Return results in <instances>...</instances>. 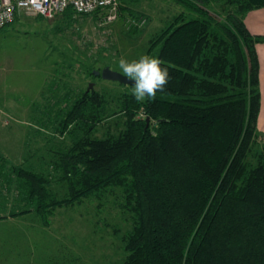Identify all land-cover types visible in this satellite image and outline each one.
<instances>
[{"label": "trees", "instance_id": "obj_1", "mask_svg": "<svg viewBox=\"0 0 264 264\" xmlns=\"http://www.w3.org/2000/svg\"><path fill=\"white\" fill-rule=\"evenodd\" d=\"M119 1L124 30H142L127 24V14L139 16ZM172 1L183 10L145 53L168 69L165 91L143 102L132 92L113 98L95 88L67 92L54 133L73 134L71 144L44 168L13 164L0 150V192L18 191L29 205L12 216L34 212L46 226L57 208L112 196L131 224L120 236V264H264L257 51L264 36L245 23L264 0ZM63 15L74 13L68 8ZM97 58L85 65L90 79L112 63L107 53ZM113 116L119 129L97 136V126ZM62 189L66 195L58 198Z\"/></svg>", "mask_w": 264, "mask_h": 264}, {"label": "rangeland", "instance_id": "obj_2", "mask_svg": "<svg viewBox=\"0 0 264 264\" xmlns=\"http://www.w3.org/2000/svg\"><path fill=\"white\" fill-rule=\"evenodd\" d=\"M125 1L139 16L127 14L126 22L143 20L145 23L142 21L139 27L142 30L128 33L119 16L112 24L104 25L99 14L98 19L93 15L46 19L23 13L0 29V150L9 162L34 163L36 168H44L58 155L56 152L71 144L73 134L67 132L62 138L54 133L60 128L69 103L67 92L77 94L90 84L92 89L106 92L111 98L121 92H132V86L101 76L90 79L85 71L86 63L107 53L112 57L109 67L122 73L119 60L132 61L145 55L153 35L183 7L172 0ZM118 12L120 15V6ZM135 23L131 22L130 26L138 27ZM85 57L90 59L87 61ZM118 118L113 116L105 124H99L96 135L102 137L119 129ZM258 129L264 134L259 119ZM31 154L34 159L27 160ZM63 189L58 198L65 197ZM0 193V212H3L0 214L29 208L18 191ZM107 198L103 201L102 197L100 201L86 198L74 206L57 208L47 226L32 213L21 220L27 223L22 227L19 225L23 222L0 224V264H28L27 260H32V264H120L125 256L120 236L131 224L112 196ZM104 202V207L97 206ZM113 229H119V234ZM12 238L18 240L17 246L10 244ZM26 240L33 242L29 245Z\"/></svg>", "mask_w": 264, "mask_h": 264}, {"label": "built area", "instance_id": "obj_3", "mask_svg": "<svg viewBox=\"0 0 264 264\" xmlns=\"http://www.w3.org/2000/svg\"><path fill=\"white\" fill-rule=\"evenodd\" d=\"M119 0H0V28L11 22L21 13L28 16L54 19L71 8L75 16L91 15L97 12L104 25L112 23L119 16ZM136 21L139 27L145 23ZM134 20H128L130 25ZM143 21V23H142Z\"/></svg>", "mask_w": 264, "mask_h": 264}, {"label": "clouds", "instance_id": "obj_4", "mask_svg": "<svg viewBox=\"0 0 264 264\" xmlns=\"http://www.w3.org/2000/svg\"><path fill=\"white\" fill-rule=\"evenodd\" d=\"M163 61L147 55L139 59L128 61L119 60V69L123 76L132 84V95L137 102L147 99H155L158 92L165 91L170 82V73L166 67H162Z\"/></svg>", "mask_w": 264, "mask_h": 264}, {"label": "crops", "instance_id": "obj_5", "mask_svg": "<svg viewBox=\"0 0 264 264\" xmlns=\"http://www.w3.org/2000/svg\"><path fill=\"white\" fill-rule=\"evenodd\" d=\"M245 23H246L248 29L250 30V32L252 34L264 36V8L250 11L245 18ZM257 51H258L259 61H260V88H261L262 100H263V108L261 110V115L259 118V126L262 129H264V43H260L257 45ZM13 212H15V211H11L7 215L0 214V216H2V218H0V224H2V223L15 224V223H17L16 225H19L23 222L21 220H25V217L27 215H29L30 213L35 214L34 212H30L27 214L12 216L11 214ZM0 213H3V212H0ZM25 224H27V223L23 222L21 225H19V227H22ZM33 227H35V229H38V226L36 224H34ZM6 241H9V239H7ZM10 241H11V243H10L11 245L17 246L18 240H14L12 238V240H10ZM26 241L29 245H31V243L33 242V240H26ZM21 242L22 241L20 240L19 243H21ZM18 257L19 256H16V258H18ZM29 258H33V255L30 256ZM27 262H28V264H32L31 263L32 260H27Z\"/></svg>", "mask_w": 264, "mask_h": 264}, {"label": "water", "instance_id": "obj_6", "mask_svg": "<svg viewBox=\"0 0 264 264\" xmlns=\"http://www.w3.org/2000/svg\"><path fill=\"white\" fill-rule=\"evenodd\" d=\"M94 74L97 76H101L105 80L116 81L124 85L132 86V84L134 83L132 81H129L127 78H125L122 73L111 69L109 66H106L101 70L94 71ZM92 87H93V84H90L89 89H91ZM147 122H149V118L147 119Z\"/></svg>", "mask_w": 264, "mask_h": 264}]
</instances>
